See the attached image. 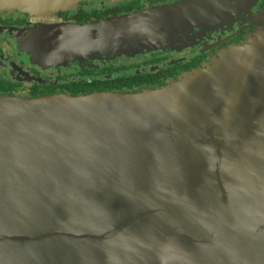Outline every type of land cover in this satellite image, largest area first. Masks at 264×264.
Instances as JSON below:
<instances>
[{
  "label": "water",
  "instance_id": "95a60500",
  "mask_svg": "<svg viewBox=\"0 0 264 264\" xmlns=\"http://www.w3.org/2000/svg\"><path fill=\"white\" fill-rule=\"evenodd\" d=\"M216 7L189 0L67 39L105 56L171 45L194 27L130 26L205 22ZM0 264H264V33L161 88L0 96Z\"/></svg>",
  "mask_w": 264,
  "mask_h": 264
},
{
  "label": "flooded vegetation",
  "instance_id": "af4514ba",
  "mask_svg": "<svg viewBox=\"0 0 264 264\" xmlns=\"http://www.w3.org/2000/svg\"><path fill=\"white\" fill-rule=\"evenodd\" d=\"M187 1L83 0L46 17L0 10V96L38 99L161 88L264 33V0H216L205 22L130 26L194 27L176 34L171 45L158 42L115 56L71 51L67 28L90 27Z\"/></svg>",
  "mask_w": 264,
  "mask_h": 264
}]
</instances>
